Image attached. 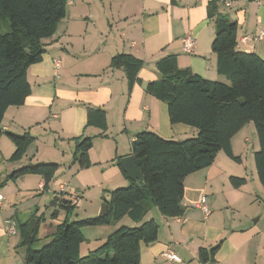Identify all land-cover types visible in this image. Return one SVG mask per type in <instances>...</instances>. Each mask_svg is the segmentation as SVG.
<instances>
[{"label":"crops","instance_id":"1","mask_svg":"<svg viewBox=\"0 0 264 264\" xmlns=\"http://www.w3.org/2000/svg\"><path fill=\"white\" fill-rule=\"evenodd\" d=\"M210 2L68 0L67 14L55 34L43 39V59L28 69L31 94L24 104L10 106L2 121L0 153L3 146L9 150L8 157H1L8 163L9 173H0L1 180L30 163H56L59 167L48 189L43 188L45 179L39 174H25L0 186L4 197L0 206V264H26L25 248L20 246L18 223L23 220L18 196L23 198L34 189L48 193L41 198L49 195L48 207L52 211L49 219L45 212L39 216L43 219L38 234V240L46 241L67 218L64 209L52 204L62 186L80 196L76 209L85 200L89 206L84 214L95 216L114 189L130 184L132 179L120 160L132 155V141L139 132L151 130L174 140L197 134L192 125L172 123L167 103L148 93L146 85L160 78L157 62L170 55L177 57L180 68H190L203 77L229 83L219 74L212 49L216 29L209 17ZM218 10L237 22V48L264 58V40L257 38L259 30H264V0H231L229 6L219 2ZM186 36L195 40L191 53L183 49ZM244 37H247L245 41ZM122 53L142 61L132 87L124 68L111 66L113 56ZM90 108L105 110V131L89 124ZM9 132L32 136L20 160H10L15 144ZM253 135L257 133L251 121L231 140L233 152L241 157V162L221 150L212 165L185 177L182 216L167 217L151 207L143 221L154 219L159 224V235L156 241L142 244L140 264H202L199 249L219 241L222 244L216 253V264H264V210L257 208L262 205L257 198L264 194V186L258 179L255 164L249 175L244 154L248 151L254 154L259 149L258 136L254 141ZM82 136L93 140L88 152L90 165L84 168L74 157L75 145ZM231 175L246 177L247 183L234 187ZM203 198L210 210L208 215L196 206ZM36 205L39 203H31V208ZM76 209L69 220L82 219ZM40 210L39 206L36 216L31 213L27 220L37 218ZM127 217L111 224L83 227L85 241L80 254L100 246L119 226L141 223L131 218L129 222ZM9 221L16 224L15 233L9 231ZM168 249L177 253L181 261L165 258L163 253Z\"/></svg>","mask_w":264,"mask_h":264},{"label":"trees","instance_id":"2","mask_svg":"<svg viewBox=\"0 0 264 264\" xmlns=\"http://www.w3.org/2000/svg\"><path fill=\"white\" fill-rule=\"evenodd\" d=\"M220 0H211L209 17L215 22L212 49L217 58V70L229 83L209 79L180 68L175 55L157 62L160 78L149 82L146 91L167 103L170 121L186 123L197 129L193 137L174 140L151 130L139 132L132 141V154L144 181L131 180L118 187L105 200L107 211L102 216L71 221L69 216L78 205L68 191H60L52 200L67 213L56 232L40 248L38 241L42 217L18 223L21 247L25 248L26 264H140L142 244L157 240L159 224L143 221L151 207L167 217L184 214L182 203L187 175L212 165L219 151L236 162L231 140L247 123L254 122L259 149L254 152L259 181L264 186V58L256 52L237 48L238 24L218 10ZM68 0H0V138L2 121L10 106L24 104L31 94L28 69L40 62L45 52L43 39L53 36L59 22L67 14ZM111 66L123 67L129 86L138 79L142 61L130 54L113 56ZM88 122L105 131L103 108H90ZM15 144L10 160H20L32 136L28 133H8ZM92 137L82 136L75 145L74 157L81 168L88 167ZM59 165L30 163L23 165L1 180L0 186L25 174H39L48 189ZM127 176V174L124 172ZM231 184L241 187L247 178L231 175ZM66 195H69L68 197ZM128 215L139 225L119 226L106 240L85 255L80 254L85 241L83 227L111 224ZM57 212L53 213V217ZM222 241L199 249L202 264H216V253Z\"/></svg>","mask_w":264,"mask_h":264},{"label":"rangeland","instance_id":"3","mask_svg":"<svg viewBox=\"0 0 264 264\" xmlns=\"http://www.w3.org/2000/svg\"><path fill=\"white\" fill-rule=\"evenodd\" d=\"M221 11V10H220ZM222 11H226V10H222ZM222 15H226V13H222L220 12ZM257 136L256 135H253L252 137V140L255 141V138ZM9 140V139H8ZM10 142V141H9ZM12 144V143H11ZM248 145L252 144V142H247ZM12 146V145H11ZM9 150H7V147L6 146H3L2 148V154L0 153V159L1 157H8L9 153L8 152ZM244 154L246 155L247 159H248V162L246 163V166H247V170H248V173L249 175H251V170L254 171V154H253V151H248L247 153L244 152ZM237 155V154H236ZM245 158V157H244ZM8 163H6L5 161V158H2L0 160V173L6 175L7 173H9L8 171V165H6ZM39 192V193H37ZM37 193V194H36ZM36 194V195H35ZM43 194H48V193H44V192H41L37 189H34L32 190L31 193L29 194H26L23 198H21L20 196H18L17 199H19V209H20V217L21 219L24 221L27 220V218L30 217L31 213H33L34 216H36V213H37V209L38 207L40 206V211L38 213H40L39 215H37L38 217L41 215L42 212H45V214L47 215L48 219L50 218V212L52 211L51 208L48 207L49 203H50V198H49V195H44V197L41 198V195ZM3 197L2 194H0ZM256 195V194H255ZM40 197V198H39ZM250 200V198H249ZM251 200H254V198L252 197ZM257 200L260 201V203L262 204L261 206H258L257 208L260 210L261 207H262V210H264V203L263 200H264V194H259V197L257 198ZM32 201V202H31ZM39 203V205H36L34 206L33 208H31V203H36V202ZM262 201V202H261ZM83 202H85V204L83 206H81L80 208H77L76 211L77 213L79 214V218H83V217H86V215L84 214V209L86 207L89 206V203L85 200H83ZM22 204V206H21ZM102 205H103V202L101 203V206H100V210L102 208ZM156 210V209H155ZM262 211H259L258 213H261ZM98 213L95 215L97 216ZM37 217V218H38ZM130 217L128 216L126 220H128L130 222L131 219H129ZM85 230V229H84ZM10 231V230H9ZM88 235V234H87ZM45 243V241L43 240H38L35 244H34V247L35 248H40L43 244Z\"/></svg>","mask_w":264,"mask_h":264},{"label":"built area","instance_id":"4","mask_svg":"<svg viewBox=\"0 0 264 264\" xmlns=\"http://www.w3.org/2000/svg\"><path fill=\"white\" fill-rule=\"evenodd\" d=\"M219 2L220 3H224V5H226V6H229L231 4V0H220ZM257 38L264 40V30H262V29L259 30V34L257 35ZM246 39H247V37L242 38L243 41H245ZM183 42H184V47H183L184 51L191 53L192 52V48L194 46V42H195L194 38L192 36H186V37L183 38ZM55 67L56 68L60 67V60H58V59L55 60ZM61 190L63 192H65L66 191V187L62 186ZM70 194H71V198L73 200V203L76 204V205H79L80 196L78 195V193H76L75 191H72ZM2 200H3V198L0 195V206L2 205ZM196 206L199 207L206 215H208L210 213V210H209L208 206L205 204V199L204 198ZM16 229H17L16 228V224L14 222H10L9 221V230H10V232L11 233H15L17 231ZM163 256L165 258H168V259H171V260H174V261H177V262L181 261L179 255L177 253L173 252L170 249L166 250L163 253Z\"/></svg>","mask_w":264,"mask_h":264},{"label":"water","instance_id":"5","mask_svg":"<svg viewBox=\"0 0 264 264\" xmlns=\"http://www.w3.org/2000/svg\"><path fill=\"white\" fill-rule=\"evenodd\" d=\"M120 162L132 180L138 181L139 183L144 181V177L136 164L133 154L121 158ZM106 211L107 204L104 202L98 216L104 215Z\"/></svg>","mask_w":264,"mask_h":264}]
</instances>
